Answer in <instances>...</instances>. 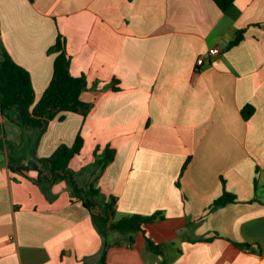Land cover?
<instances>
[{
    "label": "crops",
    "instance_id": "1",
    "mask_svg": "<svg viewBox=\"0 0 264 264\" xmlns=\"http://www.w3.org/2000/svg\"><path fill=\"white\" fill-rule=\"evenodd\" d=\"M59 35L94 107L54 119L39 157L81 132L85 145L70 167L90 182L86 167L109 143L116 159L97 185L118 198L119 217L165 214L148 231L171 264H264V0H236L225 12L213 0H0V48L31 73L37 101L52 80ZM216 47L221 53L210 56ZM247 104L255 107L249 120ZM0 123L21 141L1 111ZM28 175L0 156V264H101L102 237L69 183L48 197L32 180L38 172ZM225 186L239 202L212 210ZM162 259L139 232L113 245L107 264Z\"/></svg>",
    "mask_w": 264,
    "mask_h": 264
},
{
    "label": "trees",
    "instance_id": "2",
    "mask_svg": "<svg viewBox=\"0 0 264 264\" xmlns=\"http://www.w3.org/2000/svg\"><path fill=\"white\" fill-rule=\"evenodd\" d=\"M213 1L225 12L236 0ZM245 32L246 29L239 30L229 48L240 44ZM50 52L58 54L54 63L53 77L43 96L37 101L31 73L17 63L4 47L0 48V111L5 119L16 123L22 130V139L17 143L7 138L4 124L0 123V156H7L8 167L14 173L28 177L29 172L37 171V177L32 180L48 197L51 196L54 185L62 181L69 183L73 191L72 197L81 201L90 212L93 223L102 237L101 264H107L109 249L118 243V240L111 241V235L121 234L129 238L139 232L143 233L148 250L162 256L160 264H171L172 260L165 257L164 245L148 231V226L165 219L162 211L151 215L134 213L119 217L116 196L112 195L108 201L99 200L105 196L97 184L108 166L116 159V148L110 144L104 149L100 145L96 147L95 161L87 166L93 179L87 184L80 183L77 172L70 167L72 159L82 153L85 145L81 132L78 133L73 145L63 143L51 156L39 157L40 142L54 119L64 112L86 117L94 107L93 103L86 102L82 98L83 93L89 89V82L86 75L72 74V59L64 36L59 35ZM118 84L119 81L115 79L112 87L114 91L121 90ZM254 113L255 107L251 104L245 105L242 109L246 120H249ZM59 119L64 120L65 116L61 115ZM190 161L191 158H188L185 162L180 177L183 176ZM257 172H260L259 167ZM177 186H181L180 179ZM255 186L257 191L258 179ZM238 202L237 195L227 190L225 186L223 194L213 202L211 209L215 210ZM235 244L240 248L252 250L251 244L237 242Z\"/></svg>",
    "mask_w": 264,
    "mask_h": 264
},
{
    "label": "rangeland",
    "instance_id": "3",
    "mask_svg": "<svg viewBox=\"0 0 264 264\" xmlns=\"http://www.w3.org/2000/svg\"><path fill=\"white\" fill-rule=\"evenodd\" d=\"M20 128V127H19ZM132 127H130V128H128V129H126L127 130V132H130V131H132V130H135V129H131ZM141 129H147V127L146 128H141ZM109 144V143H108ZM108 144H106V145H108ZM105 145V146H106ZM99 146V145H98ZM105 146L104 147H102L103 149L105 148ZM115 148V147H114ZM96 150V149H95ZM95 152V151H94ZM86 169H87V167H86ZM91 176V175H90ZM78 180H79V182L81 183V181H80V177L78 178ZM87 183H89V180H87V181H85L84 183L82 182V184H87ZM102 191V190H101ZM70 193H71V195L73 196V191H72V189H70ZM262 194H263V192H261ZM104 198L102 199V198H99V200H103V201H108V200H110V198L112 197V195H109V196H107L105 193H104ZM136 235V234H135ZM135 235H131L129 238H126V237H123V236H121V234H113V235H111L110 236V239H111V241L112 242H114V241H117L118 240V242H120V243H126V242H131L132 241V237H134L135 238Z\"/></svg>",
    "mask_w": 264,
    "mask_h": 264
},
{
    "label": "built area",
    "instance_id": "4",
    "mask_svg": "<svg viewBox=\"0 0 264 264\" xmlns=\"http://www.w3.org/2000/svg\"><path fill=\"white\" fill-rule=\"evenodd\" d=\"M221 53V49L219 47H216L214 49H212L210 52H209V55L214 57V56H217ZM206 63V59L204 57H200V59L198 60V64L200 66L204 65Z\"/></svg>",
    "mask_w": 264,
    "mask_h": 264
},
{
    "label": "water",
    "instance_id": "5",
    "mask_svg": "<svg viewBox=\"0 0 264 264\" xmlns=\"http://www.w3.org/2000/svg\"><path fill=\"white\" fill-rule=\"evenodd\" d=\"M134 240V237H132V241Z\"/></svg>",
    "mask_w": 264,
    "mask_h": 264
}]
</instances>
